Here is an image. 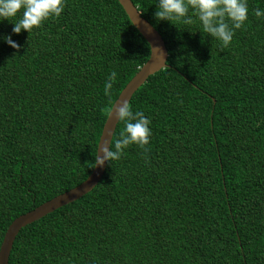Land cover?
I'll use <instances>...</instances> for the list:
<instances>
[{"label":"trees","instance_id":"1","mask_svg":"<svg viewBox=\"0 0 264 264\" xmlns=\"http://www.w3.org/2000/svg\"><path fill=\"white\" fill-rule=\"evenodd\" d=\"M130 2L167 53L129 100L151 121L149 151L129 146L91 191L21 228L7 264H264V0H247L227 48L195 17ZM65 4L30 34L13 33L22 11L0 20V242L89 175L106 110L148 58L116 0Z\"/></svg>","mask_w":264,"mask_h":264},{"label":"clouds","instance_id":"2","mask_svg":"<svg viewBox=\"0 0 264 264\" xmlns=\"http://www.w3.org/2000/svg\"><path fill=\"white\" fill-rule=\"evenodd\" d=\"M65 0H0V20H10L21 13L22 17L13 23V33L29 34L42 27L50 18H59L65 10ZM247 0H158L155 18L159 21H169L192 25L197 18L204 33L221 42L227 48L235 35L242 29L248 19ZM257 18L264 17V11L257 8L253 13ZM13 49L19 50L20 45L11 39L4 38ZM117 81V73L112 71L104 85V94L112 95L113 85ZM109 118L113 115L118 122L124 124V129L116 139L110 138L95 157V166L103 167L105 162L118 161L124 155V150L131 145H138L149 151L147 146L152 136L149 127L151 121L142 111L133 112L130 102H123L106 110ZM147 160V157H145Z\"/></svg>","mask_w":264,"mask_h":264},{"label":"water","instance_id":"3","mask_svg":"<svg viewBox=\"0 0 264 264\" xmlns=\"http://www.w3.org/2000/svg\"><path fill=\"white\" fill-rule=\"evenodd\" d=\"M116 1L123 10L131 26L147 44L149 54L145 63L136 71L132 78L119 92L111 107L115 105L118 106L125 101L129 102L133 93L146 81L149 76H152L153 74L166 67L167 58L166 49L161 37L152 28V26L139 15L130 0ZM117 123L118 121L115 116L113 115L109 118L107 113L98 137V141L96 143L95 157L98 150L102 148L103 145L112 137ZM105 166L106 162L103 167H94L93 164L91 172L79 185L51 198L48 201L43 202L42 204L33 208L31 211H28L13 219L7 226L0 242V264H7L12 243L21 228L25 227L28 224H31L34 221L39 220L47 214L52 213L58 208L74 202L75 200L87 194L95 187V185L100 180Z\"/></svg>","mask_w":264,"mask_h":264}]
</instances>
